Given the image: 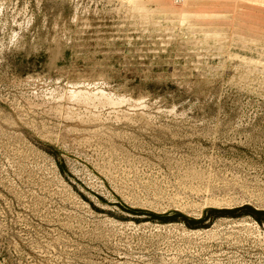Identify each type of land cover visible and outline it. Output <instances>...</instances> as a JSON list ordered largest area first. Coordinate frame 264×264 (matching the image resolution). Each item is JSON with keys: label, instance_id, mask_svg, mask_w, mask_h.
<instances>
[{"label": "rangeland", "instance_id": "obj_1", "mask_svg": "<svg viewBox=\"0 0 264 264\" xmlns=\"http://www.w3.org/2000/svg\"><path fill=\"white\" fill-rule=\"evenodd\" d=\"M128 1L0 0V264H264V0Z\"/></svg>", "mask_w": 264, "mask_h": 264}, {"label": "bare ground", "instance_id": "obj_2", "mask_svg": "<svg viewBox=\"0 0 264 264\" xmlns=\"http://www.w3.org/2000/svg\"><path fill=\"white\" fill-rule=\"evenodd\" d=\"M126 1V0H125ZM128 1V0H127ZM129 2V1H128ZM125 3V2H123ZM131 4V3H130ZM1 6V5H0ZM130 7V6H129ZM78 10V9H77ZM29 20V19H28ZM81 21V20H80ZM30 24V23H29ZM42 80V79H40ZM23 81V80H22ZM28 81V80H27ZM47 81V80H46ZM57 81V80H56ZM30 83V82H29ZM22 84V83H21ZM27 84V83H26ZM23 85V84H22ZM73 85V84H72ZM248 85V84H247ZM16 86V85H15ZM53 86V85H52ZM89 86V85H87ZM86 86V87H87ZM46 87V86H45ZM42 90V89H41ZM46 90V89H45ZM56 90V89H55ZM70 90V89H69ZM47 91V90H46ZM53 91V90H52ZM106 91V90H105ZM61 92V91H60ZM47 94V93H46ZM51 94V93H49ZM64 94V93H63ZM69 94V95H68ZM67 103L80 105L81 107H84L85 109L93 108H103L104 106H115L120 105L123 102V99H114L110 95L106 94L101 88H93V89H79V88H71L70 91H68ZM18 99V98H17ZM16 99V100H17ZM40 99V98H39ZM26 100V99H25ZM29 101V100H28ZM13 105V104H12ZM31 105V103H30ZM36 105V104H35ZM46 105V104H45ZM48 105V104H47ZM54 105V104H53ZM145 105V104H144ZM37 106V105H36ZM40 106V105H39ZM63 107V106H62ZM53 109V107H50ZM31 109V108H30ZM50 109V110H51ZM109 110V109H108ZM49 111V110H48ZM54 111H62L59 108H54ZM91 111V110H89ZM93 111V110H92ZM65 112V111H64ZM107 112V111H106ZM173 112V111H172ZM90 113V112H89ZM92 113V112H91ZM39 114V113H38ZM87 115V114H86ZM39 116V115H38ZM56 116V115H55ZM175 117V116H174ZM178 117V116H177ZM43 118V117H42ZM49 119V118H48ZM47 119V120H48ZM93 119V118H92ZM96 120V119H95ZM134 120V119H133ZM38 125V124H37ZM52 125V124H51ZM75 125V124H74ZM46 126V125H45ZM205 126V125H204ZM39 127V126H38ZM68 127V126H67ZM209 127V126H208ZM40 128V127H39ZM61 128V127H60ZM50 129V128H49ZM51 131V130H50ZM59 132V130H58ZM60 136V135H59ZM61 137V136H60ZM64 138V137H62ZM58 140V139H57ZM68 143V142H67ZM71 144V143H70ZM66 145V144H65Z\"/></svg>", "mask_w": 264, "mask_h": 264}]
</instances>
